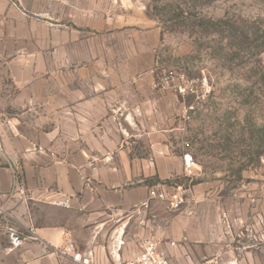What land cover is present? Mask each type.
<instances>
[{"label": "crops", "instance_id": "obj_1", "mask_svg": "<svg viewBox=\"0 0 264 264\" xmlns=\"http://www.w3.org/2000/svg\"><path fill=\"white\" fill-rule=\"evenodd\" d=\"M122 8L0 0V223L38 237L3 252L9 259L76 264L57 252L72 240L96 264H113L157 241L155 210L169 209L149 191L179 185L185 150L170 149L175 101L155 86L160 28ZM186 190L183 210H221L204 183ZM63 198L69 206L56 203ZM183 220L215 224L206 213ZM164 248L172 264L199 260Z\"/></svg>", "mask_w": 264, "mask_h": 264}, {"label": "rangeland", "instance_id": "obj_2", "mask_svg": "<svg viewBox=\"0 0 264 264\" xmlns=\"http://www.w3.org/2000/svg\"><path fill=\"white\" fill-rule=\"evenodd\" d=\"M120 6L160 28L156 81L173 69L191 87L184 95L164 87L175 101L170 149L196 162L193 174L173 181L185 197L204 183L221 208L155 210L156 240L195 264L217 253L264 264V0H111L112 11ZM199 213L214 220L212 229L183 220ZM9 244L0 226V264H22L3 255L14 251Z\"/></svg>", "mask_w": 264, "mask_h": 264}, {"label": "built area", "instance_id": "obj_3", "mask_svg": "<svg viewBox=\"0 0 264 264\" xmlns=\"http://www.w3.org/2000/svg\"><path fill=\"white\" fill-rule=\"evenodd\" d=\"M181 77L183 78V76L178 78L177 72L173 69L166 70L158 77L155 86L171 87L179 94L184 95L188 93V91H191V87L185 82L180 81ZM189 108L191 109L192 106H189ZM182 162L183 171L188 175L193 174V171L196 168V162L189 151H185L182 154ZM18 183L19 174H17L15 170H12V186L14 189ZM171 189V191H159L152 188L149 191V195L152 198L166 202L170 210H180L186 203L183 188L177 185ZM17 191L21 196L24 195V190L21 186H18ZM56 203L65 207L69 206V200L67 198L59 199ZM4 213V210H0V214L4 215ZM0 226L5 227L9 232L10 244L8 246V252L20 247L27 239L36 240L38 238L34 232L21 234L9 225L0 223ZM173 244L174 243H172V245ZM140 247L141 249L139 253L132 259L124 261L119 257L113 256V264H172L169 253L159 242L155 240H145L141 243ZM57 252L63 257L71 258L76 264H96L92 252L78 250L72 240H66L65 245L62 248H58ZM201 264H239V261L234 256H229L225 253H217L205 259Z\"/></svg>", "mask_w": 264, "mask_h": 264}]
</instances>
